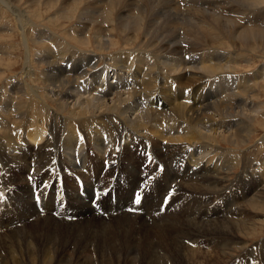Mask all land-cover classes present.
<instances>
[{
    "label": "bare ground",
    "instance_id": "1",
    "mask_svg": "<svg viewBox=\"0 0 264 264\" xmlns=\"http://www.w3.org/2000/svg\"><path fill=\"white\" fill-rule=\"evenodd\" d=\"M46 6L52 7L58 17H47L43 21L42 12H34L32 15L33 10H41ZM0 7L3 8L0 20L4 12L10 14L21 35L24 49L21 71L7 82L10 88L0 98V164L12 171L10 174L1 169L4 174L2 176L0 173V183L7 176H10V180L22 177L27 157L30 166H34L33 173L27 177V186L23 185L16 192L11 203L0 202V225L15 228H8V231L0 227V264H29L26 256L33 260L30 253H22V260L15 257L12 251L20 250L29 238V228H19L25 227L23 217H30L35 212L29 219L31 230L40 229L38 231H45L47 235L53 232L58 237L66 235L67 244H75L80 249L90 245L98 254H106L110 250L108 236L102 234L109 230V220L117 223L110 230L119 229L113 233L114 237L145 227L152 238L142 245L135 243L137 246L129 247L127 251L140 249L144 253L142 257L147 259L146 264H188L190 259H198L205 252L199 245H194L198 239L209 241V234L224 238L228 233L237 234L238 230L252 228L255 230L263 225L264 219L252 222L249 215H264V163H251L247 157L238 153L242 145H248L257 123H264L259 119L256 121L254 115H241L236 110L243 109L242 106H247L246 102L250 103L258 94L257 91L253 93V80L248 83L247 80L242 81L247 78L245 75L241 78L232 77L233 80L229 78L231 82L228 80L227 84L230 85L225 83L229 88L223 89L216 74L231 72L236 68L234 63L237 61L233 57L235 53H231L234 50H218L223 44L242 48L246 52L258 46L264 49V0H0ZM61 19L76 20L77 31L61 35L64 29ZM109 24L130 39L143 36L142 49L127 50L150 53L156 61V68L160 63L167 69L166 72L177 74L178 71L177 76L169 77L165 71L166 74H163L150 67L147 68L149 73L135 75L132 67L124 68L118 64L117 67H110L111 72L123 76L126 81L131 77L123 83L131 91H123L122 86L118 87L110 81L105 82V87L104 82L95 77L96 63L100 56L82 47H88L91 43L98 49L111 47L113 42ZM55 25L60 27V31L53 27ZM88 32L93 34L91 38ZM218 41L220 46L215 45ZM35 49L39 55L33 54ZM202 50H207L204 55L207 60L201 58L199 67L196 62L202 54L197 58L196 55L203 53ZM4 52L0 47V53ZM184 54L193 57V64H186L190 57H183ZM95 57L97 61L93 63ZM206 62L210 63L206 65ZM40 63L44 65L43 70L37 69ZM136 66L137 69L144 68ZM129 72H132V76ZM261 83L257 86L263 87L264 83ZM79 86L82 89L74 91ZM46 87L47 92L41 91L40 88ZM103 88L106 90L103 91ZM109 90H115L118 101L104 109H100L104 104L94 106L90 105L91 100L80 99L83 93L88 92L102 94L105 101ZM125 92L128 96L121 97ZM48 94L54 96V101ZM98 100L95 98L93 102L98 103ZM50 101L55 103L53 116L63 120V132L69 137L64 141L62 139L61 145L57 144L60 130L56 129V124L47 125L39 115L40 109L45 111ZM69 101H74L72 108L68 107ZM80 103H85L87 107H79ZM68 112L76 116H69ZM129 113H134L135 117L130 118ZM102 128L104 133L99 134ZM80 134L81 137L78 136ZM108 139L114 141L113 145H104ZM157 140L162 144H157ZM131 143H134L132 147L137 146L134 150L129 145ZM223 143H229L240 151L231 155L229 150L233 149H223ZM138 148H148L150 153L157 154H150V160L143 171L137 155ZM162 148L165 153H158L157 150ZM206 150L209 153L207 156L204 153ZM32 153L36 156H31ZM158 158H162L161 161L166 164L176 163V166L173 170L162 172L163 165L158 163L157 171L162 172L158 177L161 179L151 175H148L150 179H145L144 175L150 173L148 166ZM10 159L16 162L10 163ZM223 159L226 162L224 165L221 164ZM103 160L109 163L104 170L103 164L100 165ZM90 161L98 164L96 171L99 174L100 170L104 171L101 177L96 175V185H89L81 170ZM45 164L49 168H42ZM236 166L241 167L243 175L242 184L236 187L240 201L233 199V190L226 195L222 192L226 174ZM89 169L94 172L92 168L87 171ZM50 170L56 178L48 176L47 180L38 183V179ZM81 174L85 181V185L82 183V196L78 194L77 187L76 192L66 188L61 191L60 187L57 189L59 183L71 181L74 175ZM104 178L106 189L100 188ZM55 183L56 189H53ZM9 184L16 185L14 181ZM105 190L112 191L113 197L110 193L106 196ZM133 190H140L143 197L141 205L134 206L131 211L128 201ZM3 192L0 184V199ZM52 193L57 194V202ZM94 194L97 196L94 198L95 203L99 201L102 206V215L89 207V200L93 199ZM224 209L239 212L226 219L216 218L219 216L216 211L222 212ZM112 215L115 217L105 218ZM66 217H74L75 220ZM88 218L84 223L85 228L96 229L88 239L83 240L74 230H66L80 226V221L83 223ZM15 221L21 224H14ZM26 225L29 226L28 223ZM62 229L66 231H60ZM124 239L127 244V235H124ZM222 243V253H226L229 246L224 247L225 240ZM63 247L64 244L49 249L51 262L48 264L97 263L90 260L74 263L77 257L72 261L61 258L59 253ZM34 250L37 253L32 263L41 264L38 255L41 244L36 243ZM155 257L159 260L153 262ZM247 264L259 262L250 261Z\"/></svg>",
    "mask_w": 264,
    "mask_h": 264
},
{
    "label": "rangeland",
    "instance_id": "2",
    "mask_svg": "<svg viewBox=\"0 0 264 264\" xmlns=\"http://www.w3.org/2000/svg\"><path fill=\"white\" fill-rule=\"evenodd\" d=\"M1 9H3V8L0 7V12H1ZM34 12L35 13L36 12H42L41 16H42L43 21H46L47 17L48 18L58 17L56 12H53V8L52 7H47L46 6V7H43L41 10H39V9L36 10V11L33 10L32 11V15H34L33 14ZM258 17L261 18L260 15H258ZM74 21L76 22V20H74ZM74 21L73 20L64 21L63 19H61V24L64 26V29L62 30L61 35H64V34H66L68 32L73 33V31H77V25L75 24ZM0 23L2 24V25L0 24V47L5 51L3 54L0 53V92H1L0 93V98H1L2 94L7 92V90L10 88L7 82H10L9 80H11L14 77L18 76L19 72L21 71L20 69H21V66H22L21 62H22L23 57H24V49H23V45H22V41H21V35H19L20 33L17 31V29L15 27V22L11 18L9 13L5 14V12H4V14L2 15V18L0 20ZM4 24H6V25H4ZM109 25H111V24H109ZM104 26L106 27L107 25L105 24ZM50 27L52 29L56 28L57 31H60V27H58L57 25L53 26L54 28L52 26H50ZM110 29H109V31H110V34H111V41L113 43H112V46L109 47L108 49H98L92 43L88 47H86V46L82 47L84 50H87V49L88 50H92V51H94L95 54L100 56V59L98 61H97V57H95L92 60V62L95 63L97 61L96 68H95V73H96L95 77H97L98 79H101V81L104 82V86L105 87H106V83L105 82L110 81L112 83L113 79H115V83H112V84L117 85L118 87L122 86V88L124 89L123 91H131V88H129L128 85H124L123 84V83L129 81L131 77H129L128 80L126 81L123 76L119 77L118 74H116V73L113 74L111 72V68L110 67L111 66L112 67H117V66H119L118 64H120V66L124 67V68H131L132 67L131 69H132V71L135 72V75L137 73L140 74L141 72L149 73L148 69L154 68L155 69L154 71L162 72L163 74L167 73V76H169V77H174L175 78L177 76V74L179 73L178 71H177V74H175V73L171 74L170 72H166L167 69L165 70V68H163V66L160 63L157 65V68H156V61L154 60V58H152L153 56L150 55V53L142 52V50H127V49H133V48L142 49L143 48L142 47V41L144 40L143 36H139V38L133 40V39H130L129 37L123 36V34L119 33L117 30H115L112 25L110 26ZM88 33L90 34V32H88ZM75 34H76V32H74V35ZM184 35H186V34H184ZM92 36H93V34L91 33L89 35V37L91 38ZM186 36H188V35H186ZM10 38H12V39L9 40ZM225 42L226 41L224 40L223 43H225ZM70 44L73 45L72 43H70ZM215 45H217V46L219 45L220 46V42L219 41L216 42ZM232 49L234 51H232L231 53H232V55L235 53V55H233V57L235 58V61H237V63L236 62L234 63L236 68L233 71H231V72H229V71L225 72V71L221 70L223 72H218L216 74V75H218L217 76L218 78L217 77H215V78L220 80L219 83H221V87H223V89L224 88H226V89L229 88V86H225V83H226V85H230V84H227V82L230 79L233 80L232 77L241 78L242 75H245L247 78H245V80L243 79L242 81H246L247 80V83H248L250 80H253L252 83H251V84L255 85V89H254L255 91L253 93H255L257 91L256 93L258 94V97L256 99L253 98L252 101H249L250 103L246 102L247 106H242L243 109L239 108V109H236V110H239L242 113L241 115H244V113L246 115H254L256 121H257V119H259L260 121H262L264 123V117H262V114H264V84L262 85V83H264V81H263L264 80V77H263L264 76L263 75L264 74L263 73L264 72V49L262 47L258 46L256 48L250 49V51L246 52L242 48H234V47H230L228 44H223L221 46V48L218 49V50H221V51L226 50L227 51V50H232ZM88 50H87V52H89ZM205 51H207V50H204L203 53H199V54L196 55V58H197L198 56H200L202 54V57H200V58L198 57L197 58V62H196L199 67L201 65L200 62H201L202 59L207 60V57L206 56L204 57V55L207 53ZM32 52H33V54L35 53V55H39V52L36 49L34 51H32ZM242 54H243V56H242ZM185 56H188V57L191 58V59L189 58L187 60L186 64H188V63L189 64H193V57L190 54H186V55L184 54L183 57H185ZM237 58H238V60H237ZM244 59H246L247 61H243ZM107 63L109 64L108 65L109 67L106 66ZM206 63L205 64L208 65V63H210V62H206ZM70 64L73 65L74 62L72 60H70ZM136 65H139L142 68L143 67L144 68L142 70L141 69H137ZM152 65H155V66H152ZM37 69L38 70H43L44 69V65H42V63H40L39 68H37ZM164 71L166 73H164ZM260 72L262 73V77H261V73ZM129 75L132 76V72H129ZM259 75H260V77H259ZM231 80H230V82H231ZM117 81H118V83H117ZM259 83H261L260 85H262L263 87L257 86V84L259 85ZM40 89H41V91H46L47 92V90H46L47 87L45 89L44 88H40ZM78 89L81 90L82 86L81 87L79 86L78 88H74V91H79ZM105 90H106V88H103V91H105ZM112 91H114V92L111 93ZM112 91L110 92V90H109L107 95H105V101H103L104 96L101 97L102 94H99L96 91L95 92L98 95L97 94L94 95L92 93L88 94V92H86V93H83L81 95L80 99L84 98V99L91 100L90 101L91 102L90 105L94 104V106H96L97 104H99V105L104 104L103 107L101 106V108H100V109H104L105 107H108V106H110L112 104H115L118 101L117 100L118 99V95L115 94V90H112ZM119 94H122V93H119ZM48 96L50 97L51 95L48 94ZM127 96L128 95L126 94V92L121 95V97H123V98H125ZM52 97H50V99L52 98V101H54L53 100L54 96H52ZM95 98L99 99L98 103H96V101L93 102V100ZM80 99H78V100H80ZM68 103H69L68 107L72 108L74 101L73 102L69 101ZM76 104H77V102H75L74 105H76ZM82 106L87 107L85 103H80L79 107H82ZM53 108H55V103L51 102L50 105H46V110L45 111L40 109L39 115L44 118V120H45L47 125L54 126L56 124V129L58 131L60 130L59 131V135L57 137V142H58L57 144L61 145V143L64 140H67L69 137L67 135H65V133L63 132V128H64L63 120L62 121H61V119L57 120V118L55 116H53L54 113H55L53 111ZM31 110L33 112L34 108L32 107ZM131 111L132 112H137V111H133V110H131ZM68 113L70 114L69 116L73 115L72 112H68ZM51 115L53 117H51ZM65 115H66V113H65ZM128 115H129L130 118H134L135 117L134 113L133 114L129 113ZM73 116H76V115H73ZM61 118L63 119L62 116H61ZM233 120H235V119H233ZM58 128H62V129H58ZM100 131H98L99 134L104 133V129L103 128L100 129ZM62 132H63V134H62ZM80 133L82 134L81 131H80ZM253 133H254L253 136L250 138V141L247 143L248 145H242L243 148L242 147L239 148V149H241V151L238 150V148H236L235 146H231L229 143H223L221 145V147L223 149H227L228 148L227 150H229V148H232L233 150H229V152L232 153L231 155H233L235 153H238L240 151L238 154H240V155L242 154L243 156H245V158L247 157V159H249V161H251V163H254V162H256V163L257 162L264 163V124L257 123V127H256V129H255V131ZM81 134L78 135V136L81 137L82 136ZM62 139H63V141H62ZM109 139H108V143L107 144L104 143V145H113L114 141L113 140L110 141L111 139L110 140ZM149 140L151 141V139H149ZM149 140H148V143L150 144L151 142ZM80 141H81V139H80ZM156 143L157 144H160V143L162 144V142L158 141V140L156 141ZM133 144L134 143L129 144L131 148H132ZM116 145H118V144L116 143ZM133 147H137V146H133ZM152 148L153 149L156 148L155 144H153V143H152ZM120 149L121 148L118 149L119 152H120ZM242 149H243V152H242ZM160 151H161L162 154L165 153V151H163V148L161 150H157L158 153ZM207 151L208 150H206L204 152L206 154V156L209 154ZM150 154L151 155H157L156 153H150ZM31 156H36V154L32 153ZM129 158L131 159L132 157L129 155ZM85 160H87V158ZM161 160H162V158L154 159V161L151 163V165L148 164L149 165L148 168L150 170V173L148 172L147 174L153 176L154 178H157L158 180L161 179L160 177H158L159 174H161L164 171L166 172L168 169L173 170V168L176 166V163H168V164H166L165 161L162 162ZM105 161H107V160H105ZM9 162L10 163H15L16 161L13 160V159H10ZM26 162H27L26 165L23 164L24 165V169H23L24 173H23V175L21 174L22 177L17 176V177H13V180H10V176H7V177H4V179H1L2 181H1L0 184L3 186V191L4 192L1 194L2 198L0 199V202H2L4 204H10L11 201H12V198L16 194V192L18 190H21L23 185L27 186V184H26L27 183V177L29 175L28 176H26V175L30 171V170L28 171V169H30V167H32V170H33L34 166H30L31 163H30L29 157L26 158ZM93 162H94V160H93ZM93 162L90 161L87 166H85L86 164H84V166H83L84 170H83V167L81 168V170H82V173H83L85 171V167L87 169L88 168H92L93 171H94L93 172L94 174H92V176H95L97 178V176L99 175L98 171H96V169L98 167V164L96 162L95 163H93ZM86 163H87V161H86ZM133 163L136 164L135 161H133ZM158 163H161L163 165L162 172H158L157 171ZM224 163H226L225 159H223L221 161L222 165H224ZM101 164L102 163L100 161V165ZM0 165H1L0 173L2 174V176H3L4 172L1 171V169H5L8 173L12 174V171H11V169L9 167H6V165L3 166L2 164H0ZM43 166H46V167L49 168L48 164L47 165L46 164L42 165V168H43ZM240 168H241L240 166H236L234 168V170H232L231 172H228V175L226 174V176L224 178V181L222 182V184H224L223 185L224 188H222L223 191L221 190L224 193V195H226L227 192H230L231 190H233L232 191L233 193L231 192V194H233L232 197H233L234 200L236 199L237 201H240L238 196H237L238 195L237 194V191H238L237 189L240 187L239 185L242 184V180H243V175H242V172H241ZM136 169H137V166H136ZM90 170L91 169H89V172H91ZM95 173H97V174H95ZM138 174H137V176H138ZM81 175H79V176H81ZM47 179H48V177H47ZM177 180H179V178H177ZM12 181H14L16 183V185L12 184V185H15L14 187L9 184V182H12ZM84 182L85 181H82L83 185H85ZM63 184H64V187L66 189H71L73 192H76V188H75V185H74L72 180L71 181L67 180ZM100 185L104 186L103 188L102 187H100V188L106 189V183L101 182ZM237 186H238V188H236ZM58 188H59V186L57 187V189ZM53 189H56V188H53ZM173 189H175V188H173ZM30 203H32V201H30ZM233 205H234V208H235L236 203L233 204ZM263 208H264V206H263ZM33 210H35V208ZM238 212H239V210L230 211V210L224 209V210H222V212H221V210H219V211L217 210L216 211V215H219V216L216 217V218L226 219L230 215L231 216L232 215H236ZM33 215H31L30 217H26V216L23 217L22 220H23V223L25 222L24 223L25 227H23V226L20 227V228L18 227L19 229H21V228H23V229L29 228V229H27L29 232H31L29 238L27 239V241L24 242V244H22L23 246L21 247L20 250H18L17 252H16V250L12 251L13 255L15 257H17V258L19 257L22 260H24V255H22V253H25V254H29L30 253L32 255V257H33V260L26 256V260L29 261V264H33L32 261H35L34 260V255H36L37 252H35L34 248H35V244L36 243L41 244V250L38 253L39 259L41 260V264H48L49 262H51L50 261L51 258H49V257H51V252L49 251V249L51 247L61 246L62 244H64V247L61 249L62 252L59 253V256L61 258L65 257L66 259H70L71 261L74 260L75 257H77L78 260H74L73 261L74 263H78V262L85 261V260H90V261H96L97 262L96 264H146L147 259H146L145 256L142 257L144 253L140 249H137V250L131 251V252L127 251V249L129 247H135L138 244L142 245L144 242L146 243L149 239L152 238L151 234L149 233V231H147V228H145V227H138L140 229L135 230L134 232H126V234H118L116 237H114L113 233L118 232L119 229L115 228V229L110 230L112 225L117 224V223L115 221H113V220L112 221L109 220L110 223H111V225L109 227V230L106 231V232H103L102 234L105 233V236L106 237L108 236V240L110 241V243H108L109 247H110V250L108 249V251H107L108 253H106V254H98V253H95L93 247L90 246V245H88L85 249H80V246H77L75 244H67L66 239H65L66 235L58 237V236H55L56 234H54L53 232H48V235H47V232H45V231H42V230L38 231L40 229H37V231H36V229L31 230V226L32 225H31V223H29V219L32 218ZM99 215H102V212H100ZM244 215L247 216V214H244ZM246 216H245V218H246ZM249 216H251V221L252 222H260L261 219H264V215H262V216L249 215ZM109 217H115V216L114 215L105 216V218H109ZM89 218L83 220V223H82V221H80V224H81L80 226L76 225L75 227H70L69 229H66V230L67 231H73L74 230L75 234L76 235H81L83 240L88 239L89 237L92 236V234L94 235V232L96 230L95 228H85L86 224H84V223H85L86 220L88 221ZM74 220L75 219H73V221ZM245 220H247V218ZM13 223L14 224H16V223L21 224V222H16V221L13 222ZM27 223L29 224V226L26 225ZM57 223H60V222H57ZM12 225L13 224H11V226ZM51 226H53V225H51ZM0 227L4 228L5 230H8V228L9 229L11 228L10 226L3 227L2 225H0ZM56 228L53 227V229H56ZM12 229H15V228H12ZM12 229H10V230H12ZM90 229H91V231H90ZM10 230H8V231H10ZM66 230L62 229L60 231H66ZM35 234H37V235H35ZM102 234H99V235H102ZM99 235H97V236H99ZM124 235H127V241H128L127 244L124 243L125 242ZM228 235H229V237H226ZM208 236H211L210 237L211 239L210 240L208 239L209 241H207V240L199 241V239H198V241H196L197 244H194V245H197V246L199 245L203 249V251H205L206 253L204 252V254L201 255V257H199L198 259H190V263H188V264H235V263L238 264V262L239 263H243L244 262V264L245 263L247 264L250 261L251 262H255L256 261V262H259V264H264V262H262V261H264L263 260L264 259V256H263L264 255V223H263V225H259L255 230H254V228L249 229V230H243V231L238 230L237 234L228 233V234L224 235V238L219 237L216 234L215 235L209 234ZM202 239H206V238H202ZM30 240L32 242H30ZM224 240L226 241V245H224V247L225 246H229L227 248L226 253H222V250H221L222 249L221 247L223 246L222 242ZM66 245H67V247H66ZM218 245H221V246H218ZM218 247H219V249H218ZM247 251L250 252V253H248ZM260 253H261L262 256L260 255ZM219 254L221 255L220 256L221 259H219V257H218ZM246 255H248V256H246ZM153 260H154L153 262H155V261H158L159 258L155 257ZM78 264H82V263H78Z\"/></svg>",
    "mask_w": 264,
    "mask_h": 264
},
{
    "label": "snow or ice",
    "instance_id": "3",
    "mask_svg": "<svg viewBox=\"0 0 264 264\" xmlns=\"http://www.w3.org/2000/svg\"><path fill=\"white\" fill-rule=\"evenodd\" d=\"M135 202H136L137 204L140 203V195H139V194L136 195Z\"/></svg>",
    "mask_w": 264,
    "mask_h": 264
}]
</instances>
